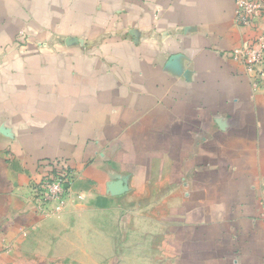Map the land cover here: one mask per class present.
Instances as JSON below:
<instances>
[{"label":"crops","instance_id":"0c3cea01","mask_svg":"<svg viewBox=\"0 0 264 264\" xmlns=\"http://www.w3.org/2000/svg\"><path fill=\"white\" fill-rule=\"evenodd\" d=\"M257 31L235 0H0V264H264Z\"/></svg>","mask_w":264,"mask_h":264},{"label":"built area","instance_id":"2783aa9c","mask_svg":"<svg viewBox=\"0 0 264 264\" xmlns=\"http://www.w3.org/2000/svg\"><path fill=\"white\" fill-rule=\"evenodd\" d=\"M236 22L243 27H254L264 5L261 0H235ZM231 55L241 62L255 78L264 77V32H255L246 42L235 47ZM40 181L32 186L37 209L45 214L60 212L66 205L75 178V171L63 159L53 160Z\"/></svg>","mask_w":264,"mask_h":264}]
</instances>
